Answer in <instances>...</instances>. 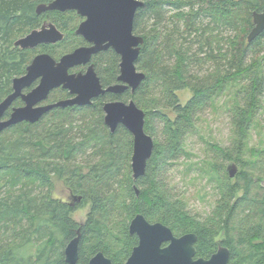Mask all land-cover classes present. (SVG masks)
<instances>
[{
    "label": "trees",
    "instance_id": "1",
    "mask_svg": "<svg viewBox=\"0 0 264 264\" xmlns=\"http://www.w3.org/2000/svg\"><path fill=\"white\" fill-rule=\"evenodd\" d=\"M49 1L0 0V101L12 90L11 78L24 73L31 59L30 50L14 46L17 36L39 27L49 16L65 33L56 45H43L51 49L61 46L52 49L53 56L83 42L74 33L78 23L58 19L65 14L79 17L74 11L36 13L39 3ZM143 1L135 14L134 30L144 37L136 64L145 78L134 92L106 94L90 105L54 109L35 123H18L0 134V264H26L16 256L17 250L33 240L42 242L39 249L44 254V239L54 243L55 256L47 264H67L64 248L79 228L80 263L89 264L90 258L102 251L113 264H123L138 243V237L129 232V224L138 213L151 222L165 223L176 235L195 232L196 258H209L222 245L231 251L230 264L264 263V167L258 160H246L244 151L248 132L263 107L264 57L257 52L264 31L252 41H248V34L254 25L252 10H261L264 0ZM240 15L247 19L245 34L241 41L234 37L232 52L226 53L220 32L236 27ZM11 45L15 47L12 50ZM94 60L104 85L117 81V53L109 49L95 55ZM236 82L240 83L236 103L229 110L234 126L232 143L222 147L213 142L210 148L234 161L239 171L231 178L222 164L213 165L220 197L212 215L195 220L168 185L165 172L169 162L183 154L198 114L220 91ZM185 87L194 94L182 105L175 91ZM60 93L67 94L58 90L52 96ZM110 98L133 99L146 113L145 131L155 146L145 174L136 181L131 167L133 135L123 125L112 132L104 122L103 101ZM15 104L20 105L21 100ZM172 109L176 113L173 120L167 113ZM55 175L72 193L83 195V200L91 198L100 218L93 220L96 216L91 215L86 223L75 221L70 213L74 207L53 193ZM114 184L118 187L112 189ZM107 213L122 216L113 225L126 242L121 252L126 254L119 260L121 253L107 243L106 236H112L108 233L116 234L102 219L109 217ZM91 223H95V231L89 234ZM56 231L63 233V240L54 238ZM222 232L224 237L215 241ZM86 241H91L87 250Z\"/></svg>",
    "mask_w": 264,
    "mask_h": 264
},
{
    "label": "water",
    "instance_id": "2",
    "mask_svg": "<svg viewBox=\"0 0 264 264\" xmlns=\"http://www.w3.org/2000/svg\"><path fill=\"white\" fill-rule=\"evenodd\" d=\"M143 4V0H51L39 3L36 7L39 15L49 11H75L83 17L75 33L90 45L79 46L59 59L45 52L36 55L28 64L26 73L13 79V91L0 101V134L19 122H36L55 107L88 104L93 98L108 92L118 95L128 89L134 92L145 78V73L136 65L144 38L134 32L135 14ZM253 22L248 41L264 31V8L253 12ZM64 38L65 33L55 23L45 21L41 27L18 38L14 45L21 49H32L41 44L58 43ZM110 48L121 58L117 83L104 87L94 64H90L85 72H69L75 66L89 63L94 54ZM37 79L40 81L36 87L23 92ZM60 86L68 89L74 97L37 106L47 98L51 90ZM18 98L23 100L24 105L12 107L7 117V111ZM103 109L104 122L112 132L123 125L133 135L131 167L132 178L136 181L145 174L155 146L153 137L145 131L146 113L133 99L128 102L108 101ZM226 170L233 178L239 166L230 161ZM134 189L139 195V188L134 185ZM82 199L81 195L74 196L75 202ZM129 232L138 236V244L124 264H230L231 251L228 247L220 245L209 258H196L195 243L198 236L195 232L176 235L165 223L150 222L141 213L131 220ZM80 238L81 232L78 229L77 235L66 244L64 257L67 264H82L79 262ZM89 264L113 262L102 251H98L90 258Z\"/></svg>",
    "mask_w": 264,
    "mask_h": 264
},
{
    "label": "rangeland",
    "instance_id": "3",
    "mask_svg": "<svg viewBox=\"0 0 264 264\" xmlns=\"http://www.w3.org/2000/svg\"><path fill=\"white\" fill-rule=\"evenodd\" d=\"M252 1L256 3L255 0ZM253 11L254 10H252V12ZM53 17L57 19L55 15ZM44 19L52 22L54 21V19L50 18L49 16L45 17ZM58 19L63 22H73V25L74 23L77 24L80 21L79 17L73 14L58 16ZM236 20L237 22H239L236 27H225L220 32V44L222 45L226 53H228V51L232 52V39L234 40V37L237 36V41H241L240 39L243 38V34H245L244 28H246L245 22L247 19H245L243 15H240L238 16V18H236ZM149 23H152V21ZM145 25H143V27H145ZM149 28L150 27H148V29ZM248 30L249 29H247L246 31L249 32ZM20 36L22 37V35H19L17 37L20 38ZM53 45H56V43ZM14 46L11 45L10 49L12 50L13 48H15ZM52 47H54L52 49H60L61 46ZM259 48L260 52H257V55L262 59V57H264V40L262 41V45ZM52 49L45 46H40L28 51L30 57H32L34 54L43 51L53 54ZM54 56L59 58L62 55ZM12 79L13 78H11V80ZM238 85H240V83L238 82H236V84L228 85V87L223 92L220 91V95H216L214 97L211 105L206 106L201 111V113L198 114L196 120L194 121V130L190 132L185 139L183 154L177 159L171 160L167 166L168 170H166L165 172V179H167L168 185H170L174 193L183 200L186 209L190 211L192 215H195V220L198 219L199 221H201L204 220L202 217L212 215L217 205V200L220 197L219 190L216 187L217 174L212 169V167L217 162L218 164H222L223 171H225L226 166L229 163V159L225 158L221 153L215 150H211L210 143L214 142L222 147H227L232 143V139L234 136V126L229 110L230 107L236 103V91L239 87ZM175 93L179 102L184 105L192 98L194 91L190 87H185L183 89L175 91ZM262 106L263 107L257 114L256 121L248 132L247 142L244 147L246 160H258V165L260 167H264V155H262V153L264 154V97ZM167 113L171 120L176 118V113L173 109L167 110ZM160 140L163 139L160 138ZM53 185V193L55 194V196H57L64 202L67 201L66 203L71 202V199H69V189L65 186L63 179L60 178L59 175H55L53 177ZM114 186L115 184L112 185L111 188L114 189ZM115 187H118V185ZM112 191L114 192V190ZM126 202L127 201H125V203ZM93 205L94 202L93 200H91V198L84 199L81 203L75 204L74 208L72 207L73 209L70 211L72 218L77 222L86 223L89 220V216L91 217L92 215V217L96 216L95 218H93V220H97L100 217L93 209ZM121 217H118L115 214H110L109 217L107 216V218L102 217L104 221L109 223V227L111 228V230L114 229V231L116 232L114 236L113 232H109L108 234L112 235L113 237H106L109 238V240H107V243L111 242L112 246L114 244V248H116L117 253H121L125 248V238L123 233L120 232L119 229L113 228L114 222L116 223L117 218L120 220ZM88 226L90 227L89 234L94 233L95 223H91L90 225L88 224ZM102 227L105 231L106 227L104 225H102ZM224 235V232H222L221 234L217 235L214 240L220 241V239L223 238ZM54 238L63 240V233L56 231ZM41 243L42 242L40 240H33V242L30 243L31 245H22L17 250L16 256L19 258L22 257V260H24V263L26 264H47V262L50 261V259L52 260L55 256L53 250L54 243L52 244L49 239L43 240L45 251L44 254L40 252V249H42ZM90 246L91 241H86L84 245L86 250ZM125 254L126 252L118 254L117 259H122Z\"/></svg>",
    "mask_w": 264,
    "mask_h": 264
},
{
    "label": "flooded vegetation",
    "instance_id": "4",
    "mask_svg": "<svg viewBox=\"0 0 264 264\" xmlns=\"http://www.w3.org/2000/svg\"><path fill=\"white\" fill-rule=\"evenodd\" d=\"M264 8V7H263ZM263 8L261 9V10H257V11H262L263 10ZM255 11V10H254ZM253 11V12H254ZM59 12V11H58ZM68 12V11H67ZM75 12V11H74ZM253 12H252V15H253ZM62 13H65V12H62ZM76 13V12H75ZM77 14V13H76ZM79 17L81 18L80 19V21H79V23L77 24V27L79 26V24H80V22L84 19L83 17H81L80 15H79ZM45 21H48V20H46V19H44L43 21H42V23H41V25L45 22ZM48 22H52V21H48ZM54 23V22H53ZM254 23V22H253ZM56 24V23H55ZM41 25L39 26V27H41ZM254 26V25H253ZM58 27V26H57ZM77 27H76V29H77ZM59 28V27H58ZM253 28V27H252ZM60 29V28H59ZM76 29H75V31H76ZM61 30V29H60ZM62 31V30H61ZM75 31H74V33H75ZM134 32H135V30H134ZM136 33V32H135ZM76 34V33H75ZM136 34H138V33H136ZM77 35V34H76ZM140 35V34H139ZM77 36H79V37H81L83 40V42L80 44V45H78V46H76L75 48H77V47H79V46H89L90 45V43H88L82 36H80V35H77ZM144 38V37H143ZM43 45H53V44H41V45H38L37 47H40V46H43ZM36 48V47H35ZM35 48H32V49H35ZM74 48V49H75ZM21 49V48H20ZM74 49H72L71 51H73ZM111 49V48H110ZM26 50H31V49H26ZM109 50V49H108ZM111 50H113V49H111ZM71 51H69V52H71ZM104 51H107V50H104ZM114 51V50H113ZM45 51H43V52H38V53H36V54H34L32 57H31V59H30V61L28 62V64L32 61V59L36 56V55H38V54H40V53H44ZM100 52H103V51H100ZM100 52H98V53H100ZM115 52V51H114ZM45 53H49V52H45ZM66 53H68V52H66ZM98 53H96V54H94L93 56H92V59H91V61L89 62V63H87V64H85V65H78V66H75V67H73V68H71V69H69V72L70 73H78V72H85L87 69H88V66L90 65V64H94V67H95V70H96V72H97V66H96V62H95V55H97ZM116 53V52H115ZM50 54V53H49ZM65 54V53H64ZM52 55V54H51ZM53 56V55H52ZM54 57V56H53ZM61 57V56H60ZM59 57V58H60ZM120 57V56H119ZM54 58H56V59H59V58H57V57H54ZM120 60H121V58H120ZM28 64L26 65V67H25V71H24V73H22L21 75H18V76H22V75H24L25 73H26V68H27V66H28ZM137 65V64H136ZM119 68H120V61H119ZM120 73V72H119ZM97 74H98V72H97ZM119 75V74H118ZM18 76H15V77H18ZM15 77H13V79L15 78ZM13 79H12V84H11V86H12V90H11V92L13 91ZM101 80V79H100ZM39 79H37L36 81H34L29 87H26L24 90H23V92H29V91H31L34 87H36L38 84H39ZM118 82V76H117V81L116 82H114V83H111V84H115V83H117ZM103 84V83H102ZM110 84H108V85H104L103 84V86L104 87H107V86H109ZM58 90H64V91H66L67 92V94H65V93H63V94H56V95H54V96H52V93L53 92H55V91H58ZM130 89H128V90H126L125 92H127V91H129ZM10 92V93H11ZM124 92V93H125ZM132 92V91H131ZM124 93H122V94H120V95H123ZM106 94H112V95H118V94H113V93H106ZM106 94H104V95H106ZM101 96H103V95H101ZM101 96H99V97H101ZM119 96V95H118ZM74 97V95L73 94H71L70 93V91L68 90V89H65V88H63L62 86H60V87H57V88H54L53 90H51L50 91V93H49V95L47 96V98H45L44 100H42L40 103H38V105L37 106H42V105H48V104H53V103H56V102H58V101H60V100H65V99H70V98H73ZM99 97H96V98H93L92 99V102L91 103H88V104H83V105H80V104H74V105H70V106H66V107H55V108H52L51 110H49L47 113H45L40 119H42L44 116H46L49 112H51L52 110H54V109H59V108H67V107H74V106H86V105H90V104H92V103H94ZM18 99H20L21 100V104L20 105H16L15 103H16V101L18 100ZM18 99H16L15 101H14V103L12 104V106L9 108V110H10V112H9V114L7 115V117H9V115H10V113H11V109H12V107H15V106H22V105H24V102H23V100L21 99V98H18ZM112 100H123V101H125L124 99H107V100H104L103 101V106H104V104L106 103V102H108V101H112ZM131 99H129L128 101H130ZM128 101H126V102H128ZM102 109H103V107H102ZM103 111H104V109H103ZM104 116H105V112H104ZM39 119V120H40ZM38 120V121H39ZM22 122H28V121H22ZM22 122H19V123H22ZM37 122V121H36ZM28 123H35V122H28ZM18 124V123H17ZM16 125V124H15ZM69 192H70V196H69V199H71V202H68V204L70 205V206H75V204H77V203H81L82 202V200L80 201V202H75V200H74V196L75 195H81V194H75V193H72L70 190H69ZM82 197H83V195H81ZM67 202V201H66ZM148 220V219H147ZM151 222V221H150ZM157 222V221H156ZM130 225V224H129ZM80 229V228H79ZM78 230V229H77ZM81 232V231H80ZM76 235H77V231H76ZM75 235V236H76ZM134 235H136V234H134ZM74 236V237H75ZM137 236V235H136ZM73 237V238H74ZM138 237V236H137ZM81 239V238H80ZM71 240V239H70ZM138 244V243H137ZM164 245H166V243L164 244ZM136 246V245H135ZM134 248V247H133ZM131 254V253H130ZM129 257V256H128ZM128 259V258H127ZM126 259V260H127ZM126 262V261H125ZM124 262V263H125ZM123 263V264H124Z\"/></svg>",
    "mask_w": 264,
    "mask_h": 264
}]
</instances>
